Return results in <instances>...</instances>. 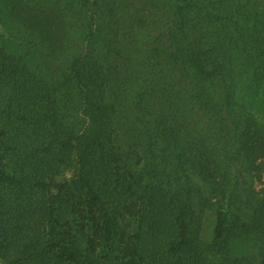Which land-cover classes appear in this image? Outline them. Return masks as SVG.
<instances>
[{"label": "trees", "instance_id": "1", "mask_svg": "<svg viewBox=\"0 0 264 264\" xmlns=\"http://www.w3.org/2000/svg\"><path fill=\"white\" fill-rule=\"evenodd\" d=\"M169 1L176 10L167 44L144 40L136 59L93 54L86 45L64 59L53 18L36 20L38 40L30 24L19 51L0 43L4 264H264V199L238 207L231 219L217 207L210 238L201 234L207 212L193 175L207 162L184 114L195 107L226 130L219 152L238 161L226 124L232 76L241 70L248 94L264 108V17L256 16L261 26L244 38L237 16L211 14L220 10L213 0ZM200 6L210 13L196 14ZM2 11L0 4V37L8 40L15 33ZM133 18L114 23L122 20L127 36L150 35L141 17ZM38 51L52 56L45 69L34 60ZM163 64L185 77L180 87L166 82ZM115 111L121 116L112 120ZM120 122L134 145L126 152L112 134ZM248 130L239 149L252 164L264 156V130ZM180 166L184 179L166 180ZM254 248L260 250L249 254Z\"/></svg>", "mask_w": 264, "mask_h": 264}, {"label": "rangeland", "instance_id": "2", "mask_svg": "<svg viewBox=\"0 0 264 264\" xmlns=\"http://www.w3.org/2000/svg\"><path fill=\"white\" fill-rule=\"evenodd\" d=\"M0 4L3 8L2 15L7 18L12 33H15V37L20 36L8 40L0 37V43L6 44L11 50L19 51L24 34L30 32V24H33L34 28L36 20L45 21L53 18L55 20L54 29L61 34L59 49L64 59L71 57L72 50L84 51L85 45L87 50L90 49L93 54L106 51L109 56L114 54V57L117 55V58H120V53H124L132 55L136 59L144 40L146 43L157 46L167 44L165 27L170 22L171 14L176 10L171 7L169 0H0ZM213 4L220 10L213 9L211 14L212 12L232 13L243 21L245 24L244 38L250 31L256 30L262 24L261 19H256V16L264 17V0H213ZM207 10L209 9L200 6L195 13L209 14L210 11L207 12ZM134 16L141 17L142 20L138 25L148 29L147 32H150V35L138 37L131 34V36H127L122 27V20L118 24L114 23L115 19L122 17L131 19ZM132 23L135 22L132 21ZM86 30L89 31L87 35L82 33ZM34 32L38 40L37 27L33 29ZM62 33H65L63 34L64 38H62ZM115 33L118 34L116 37ZM119 33L122 36H119ZM112 36L119 38V43H114L111 40ZM249 49L252 51V48ZM34 58L35 62H38V66L43 69L46 68L48 59L52 60L51 55H45L39 51ZM136 66L137 64L134 65V68ZM161 69L162 76L167 83L170 82L176 87H180L181 82L185 81V77L178 70L177 72L169 70L166 64H163ZM232 78L237 84L236 90L232 94L233 101L227 107L226 124H228L227 129L230 130L229 136L232 135L230 140H233L235 154L242 153L243 156H240L238 161L233 163L231 158H226L223 152L221 154L219 152L218 146L223 138L222 133L225 134L226 130L221 131L218 126L208 122L195 107L186 108L184 113L188 117L186 120L195 128L194 132L198 137V146L202 153L200 157L204 162H207L205 167L199 164L198 169H194L193 181L202 194L198 206L207 212L201 219V234L208 238H210L214 211L217 207L228 212V218L231 219L238 207L247 206L249 208L250 202L255 203L258 199H264V156L258 155L251 164L250 157L245 158L243 155L244 149H239L240 139L248 135L242 131H247L250 128L252 132L260 130V127L264 130V108L260 102L248 94L246 78L241 70ZM183 101L186 102L187 99L183 98ZM119 114V111H115L110 117L112 120L117 119ZM85 119L87 120L86 117ZM121 122L123 121L121 120ZM121 122L117 133L113 129L112 134L115 136L116 144V137L119 135L121 145L119 150L126 152L129 147L134 149V145H131L132 142L125 136ZM217 164L222 165L223 168L215 170L214 166ZM255 164L261 166L260 171L255 167ZM209 172H213L214 176L209 175ZM168 173L170 175L166 177V180L175 182L176 177H179L180 180L184 179L185 170L180 166L175 170H168ZM132 227L133 225L126 226L124 230L130 231ZM259 250L260 248H254L249 254ZM0 264H4L1 259Z\"/></svg>", "mask_w": 264, "mask_h": 264}]
</instances>
